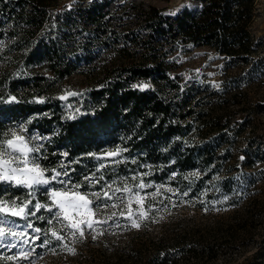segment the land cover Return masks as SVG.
Listing matches in <instances>:
<instances>
[{"label":"trees","instance_id":"trees-1","mask_svg":"<svg viewBox=\"0 0 264 264\" xmlns=\"http://www.w3.org/2000/svg\"><path fill=\"white\" fill-rule=\"evenodd\" d=\"M59 1L0 0V44L7 40L3 53L14 49L23 66L18 74L8 70L0 76L4 97H16L15 102L0 99V132H5L12 120L33 116V127L42 132L49 133L54 126L59 128L53 141L46 142L48 157L43 162L48 168L57 163L63 148L71 158L90 151L120 149L129 156L123 164L125 169L121 165L115 170L111 166L101 169V188L105 179L113 181L119 177L133 181L134 175L139 177L144 162L145 168H149L145 181L170 179L179 189L191 184L198 192L221 157L214 147L186 144L185 133L195 121L215 123L206 120L209 114L194 108L215 90L209 91L208 84H199L195 79L184 80L173 74L179 66L171 55L181 49L208 47L230 60L231 65L263 70V40L256 38L253 31L256 0H201L200 9L185 8L174 15L149 6L142 13L146 36L124 34L128 37L116 45L115 58L102 66L101 85L90 90L83 112L77 113L75 119L66 116L62 100L50 92L54 81H63L78 69L64 46L43 34L44 23ZM96 6L94 13L87 8L79 10L87 12L94 22L101 18V23H105L110 14L105 10L107 6ZM38 67L48 70L51 78L33 72ZM143 80L154 87H136ZM19 87L25 90L20 92ZM35 95H45V102L32 101ZM228 95L218 98L223 103L232 101ZM121 129L130 136L119 135ZM201 139L210 144L213 138L204 134ZM73 169L74 179H82V167L75 162ZM200 170L205 172L197 174ZM96 173L99 175V171ZM228 180L229 174L219 181L221 193L232 190ZM23 191L0 183V199L6 195L19 198ZM211 193L214 191L209 190L207 195ZM249 211L242 207L234 214L238 216L217 217L204 227L190 226L186 219L171 218L160 234L150 235L146 229L133 232L128 251L118 250L109 257L116 264H196L199 260H212L219 250L216 245L231 248L239 238L253 234L257 225L255 220L248 221Z\"/></svg>","mask_w":264,"mask_h":264},{"label":"rangeland","instance_id":"rangeland-1","mask_svg":"<svg viewBox=\"0 0 264 264\" xmlns=\"http://www.w3.org/2000/svg\"><path fill=\"white\" fill-rule=\"evenodd\" d=\"M256 3L257 18L253 31L256 38L263 40L261 52L263 51L264 54V0H256ZM95 4L107 6L105 10L108 9L110 14L106 16L105 23H101V18L98 22H94L91 17L87 16V12L79 10V8H87L86 10L90 13L97 12ZM149 6H156L167 13L177 14L185 8L198 10L202 2L201 0H60L58 5L50 11L44 23L45 38H54L61 43L67 56L78 64V69L73 75L63 81H54L50 87L53 96L62 100L66 116L75 119L78 117L77 113L83 112V104L89 100L90 90L101 85L103 64L115 58V47L117 44L124 43L125 38L128 37L125 35L144 34L146 36L142 13ZM104 39L105 42H103ZM6 43L7 40H4L0 44V76L3 71L8 70L18 74L23 68L22 61L14 49L7 54L3 53ZM107 47H112V49L108 50ZM171 59L179 66L173 74H179L184 80L195 79L199 84H208L209 91L215 90L216 92L203 98V101L194 107L196 110L209 114L206 115V120L215 123L207 125L195 121L185 133L186 144L197 143L201 148L205 145L214 147L220 154L221 162L215 170L211 171L206 184L201 186L197 192L191 184L179 189L180 186L171 183L170 179L145 181L144 176L149 168H145L143 162L141 165L143 169L138 171L139 177L135 180L128 181L119 177L113 181L105 179V185L101 188V181L90 184L84 180V177H93L94 180L99 181L101 169L107 166L115 170L121 165L120 168L125 169L123 164L127 162L129 156L124 153L118 157L104 156L105 152L117 150L114 149L75 154L71 158L67 150L63 148L55 165L46 167L44 159L39 160V163L42 168L49 170L47 172L49 176L52 174L51 169L60 171L62 166H65L68 177L61 176L60 179L68 180L70 177L71 184L83 185L79 191L88 193L89 199L94 201L92 219L100 223L95 224L93 229L86 228L81 238L74 237L71 229L64 227L63 223L53 218V214L44 208L36 211L35 216L27 218L7 217L19 225L15 228L17 232L25 231L24 225L29 222L32 227L27 229L26 235L22 238V246L21 241L18 240L15 248L0 247V264H116L109 256L118 250L128 251L131 235L135 231L146 229L150 235L160 234L170 224L171 218L186 219L190 226L198 224L204 227L217 217L238 216L234 214L242 207L250 210L248 221H256L257 226L253 229V234L239 238L231 248L222 249L221 246L216 245L219 250L215 259L199 260L196 264H264V68L259 70V68L231 65L230 60L208 47L177 50L171 55ZM34 71L50 78L52 76L44 67H38ZM143 84L149 85L148 88L154 87L150 81L143 80L139 85ZM18 90L23 92L25 88L19 87ZM69 93H75V95H68ZM227 93L228 97H232L230 98L232 101L221 102L224 94ZM218 94L222 99L218 98ZM12 96L5 98L0 88V99L3 97L4 100L10 102ZM61 97H66V99H61ZM45 100V95H35L32 101L44 103ZM239 100L241 103L237 104ZM9 119L5 118V120ZM32 120L33 116L27 120H12L5 132L16 128L17 125H23V129L27 131L22 128H16V130L26 137L32 135L45 137L46 139L34 143L43 144L41 154L47 158L46 142L53 141L52 137L58 135L59 128L54 126L49 133L42 132L33 127ZM120 134L127 138L130 136V133L123 129L120 130ZM204 134L212 136L210 144H206L201 139V135ZM193 135H195L194 139L191 138ZM65 153L67 155H64ZM53 154H56V151ZM116 160L119 163H114ZM75 162L82 167L83 172L82 179L78 181L71 174ZM101 164L105 167L101 168ZM198 172L196 173L203 174L205 171ZM227 174H229L228 181L232 190L221 193L219 181ZM141 179L146 184L153 185V187L144 189L141 195L145 192L149 194L156 192L157 186L160 187L155 197L149 195L145 200L144 207L149 209V218L140 221L141 226L136 228L132 227L131 221L127 218L129 194L123 191L114 192V190L118 187L122 189L125 183L129 188L134 189ZM3 184L9 186L7 183ZM178 184L180 185L181 181ZM108 185H111V189L107 187ZM62 187L61 184L53 182L38 190L25 189L19 198L6 195L1 199L8 200L9 203L15 199L17 203L21 200H32V204L39 201L41 205H51L49 192ZM68 187L70 188L71 185ZM45 188L48 190L45 191ZM101 190L108 192L111 199L104 201L107 207L96 208L97 202L91 193L101 192ZM209 190L214 193L207 195ZM29 191H33V195L30 196ZM185 192L188 194L183 195ZM101 198L104 200L102 192ZM31 207L32 205H29V209ZM131 207L135 212L137 204L134 200ZM55 211L56 209H53V212ZM5 227H12V225ZM34 228H39L41 231L36 233L33 231ZM52 229L63 235L65 239L63 241L52 239ZM46 231L51 243L43 248L38 247L45 239ZM36 236L39 239L33 242V237ZM61 244L74 248L75 253L62 249ZM223 245L226 246L224 243ZM53 248L55 251L51 250ZM21 252L28 254V259L21 257ZM10 257L16 258L10 259Z\"/></svg>","mask_w":264,"mask_h":264},{"label":"snow or ice","instance_id":"snow-or-ice-1","mask_svg":"<svg viewBox=\"0 0 264 264\" xmlns=\"http://www.w3.org/2000/svg\"><path fill=\"white\" fill-rule=\"evenodd\" d=\"M173 15L175 13H172ZM136 87L148 88L149 85H137ZM68 95H75V93H69ZM61 99H66V97H61ZM10 100L15 102L16 97H10ZM42 102V101H41ZM16 128H22L23 125H17ZM16 128L9 129L7 132H0V183H7L11 186L17 188H24L28 190H38L41 187L49 186L53 182L61 184L63 187L59 190L52 189L49 192V198L52 201L51 205L44 204L41 205L39 201L35 204H32V200H21L19 203L15 199L9 203L8 200L0 199V247L6 248H15L17 247V241H21V246L23 244L22 238L26 235L28 228H31V223L24 225L25 231L17 232L15 231L16 227H19L15 221L8 219L7 217H23L27 218L28 216H35L36 211L41 208L46 209L48 212L53 214V218L57 219L59 222L64 224V227L72 230V235L83 237L85 229H93L94 225L100 223V221H95L92 219L94 216L93 211V200L89 199L88 193H82L79 191L83 185L81 184H71V179L68 180L60 179L61 176L68 177V172L65 166H62L61 170L51 169V175H47L48 169L41 167L39 160L45 159L41 154V149L43 144L34 143L39 140L46 139L45 137H39L37 135H32L26 137L21 132H18ZM27 131V129H23ZM120 149H117L114 152H105V157H118L121 155ZM64 155H67L65 153ZM95 155V154H89ZM243 159V157H242ZM114 163H119L118 160ZM101 168H104L105 165L101 164ZM146 175V173H145ZM195 175V174H193ZM127 179V178H122ZM133 180L136 177H132ZM84 180L91 183H98L99 181L94 180L93 177L85 176ZM115 183V181L113 182ZM68 185H71L69 188ZM111 189V185L107 186ZM153 187L152 184H146L143 179L140 180L133 188H129L125 183L124 187L116 188L114 192L123 191L129 194L128 200V213L127 218L131 221L132 227L139 228L141 226L140 221L146 220L149 218V209L144 207V202L147 200L148 196L151 195L155 197L159 193V187L157 186L156 192L151 194L144 193L141 195V192L146 189ZM48 189L45 188V191ZM171 191V189H169ZM101 192L103 194L104 200L101 198ZM101 192L91 193L95 197L96 208L101 206L107 207L105 200L111 199L109 193L101 190ZM185 192L183 195H187ZM29 195H33V191H29ZM227 199V197H225ZM133 200L137 204L135 212L133 211L131 205ZM29 205H32L29 209ZM115 207V205H113ZM53 209H56L53 212ZM207 211V209H205ZM115 215V213H113ZM124 215V213H121ZM138 217V218H137ZM41 219L43 217H40ZM51 223V221H49ZM11 224L12 227H5L6 225ZM34 232L39 233L41 230L39 228H34ZM48 233L45 232V239L43 242L38 245V247H46L51 243V240L47 238ZM51 238L56 241H63L65 237L60 235L55 229L51 230ZM39 239L38 236L33 237L34 240ZM62 249H66L69 252L75 253L74 248H69L66 244H61ZM35 249L33 248V251ZM55 251V248L51 249ZM20 256L24 259H28V254L21 252ZM16 257H10V259H15Z\"/></svg>","mask_w":264,"mask_h":264}]
</instances>
